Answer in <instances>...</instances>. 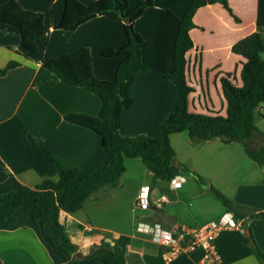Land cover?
<instances>
[{
  "label": "crops",
  "instance_id": "obj_1",
  "mask_svg": "<svg viewBox=\"0 0 264 264\" xmlns=\"http://www.w3.org/2000/svg\"><path fill=\"white\" fill-rule=\"evenodd\" d=\"M15 1L23 8L41 12L47 28L33 39L36 51H30L23 45L21 30L0 21V67L10 60L19 62L0 75V193L20 184L35 187L45 179L59 178L31 131L38 133L64 167L110 161L98 133L64 118L71 112L97 115L99 97L83 86L63 81L44 63L85 47L91 54L94 75L109 80L121 56H104L101 50L117 48L126 40L124 21L119 18L97 15L66 30L56 27L65 0ZM79 1L90 4L94 0ZM140 1L128 0L129 7ZM189 1L153 0L135 19V29L147 41L141 59L148 68L135 74L133 103L122 111L121 134L154 136L158 125L173 110L177 85L165 74L172 69L177 18ZM228 4L237 18L219 1L198 7L193 15L194 26L189 31L193 47L186 53V77L193 87L189 108L196 112L210 109L224 113L220 77L233 73L239 82L243 60L232 51V44L255 30L264 33V0H228ZM261 55L264 58V51ZM256 125L264 134V106L259 107ZM170 142L180 161L224 194L241 204L264 208V164L249 158L239 142H224L219 137L194 142L186 131L171 133ZM262 142L261 133L249 139L251 147ZM125 163L117 187L97 191L78 210L60 212V222L77 243L74 252L47 238L40 221L24 209L16 210L18 221L11 227L5 224L0 211V264H60L75 257L79 264H97L85 256L101 241L122 247L125 264H196L202 256L199 248L164 262L161 246L148 234L137 231L136 223L158 221L167 227H205L226 211L222 202L192 176H185L180 186L172 188L159 179L153 181L141 158H126ZM144 185L149 186L150 205L137 208L134 201ZM252 244L264 248V218H248L245 223L239 220L237 226L223 228L215 239L220 259L207 264H260L249 251Z\"/></svg>",
  "mask_w": 264,
  "mask_h": 264
},
{
  "label": "trees",
  "instance_id": "obj_2",
  "mask_svg": "<svg viewBox=\"0 0 264 264\" xmlns=\"http://www.w3.org/2000/svg\"><path fill=\"white\" fill-rule=\"evenodd\" d=\"M219 1L235 18L236 15L228 0H190L183 14L177 18V32L174 40L172 69L165 76L177 85L173 110L162 121L154 136L144 133L121 134L119 131L121 114L124 108L133 103L131 87L135 74L148 67L141 59V49L147 44L134 27V21L153 0H143L130 8L128 0H94L84 4L79 0H65L63 11L56 27L73 30L81 23L97 16L107 15L124 21L126 40L119 47H106L101 50L104 56H121L112 79L97 78L92 71L91 54L88 48H79L51 58L44 66L63 81L80 85L101 100L97 115L71 112L64 118L74 124L88 127L101 136L104 149L110 156L108 163L87 166L64 167L48 149L36 131L31 134L43 154L51 161L59 174L56 181L43 180L30 187L20 184L14 189L0 193V211L9 227L18 221L16 210L24 209L32 218L41 223L42 233L57 243L59 247L74 252L77 243L71 239L60 222L61 211H75L84 201L97 191L117 187L126 169V158L139 157L153 179L170 181L176 175L192 176L197 183L206 186L231 211L234 218L245 223L246 219L264 218V208L241 204L209 183L198 172L192 170L176 157L170 142V134L186 131L192 141L200 142L219 137L224 142H239L249 158L259 165L264 164V134L256 125L259 107L264 106V33L255 30L232 44V51L242 56L239 70L240 81L233 73L220 77L224 97V113L215 110L196 112L189 108V94L193 87L186 77L187 51L193 47L190 29L194 26L193 15L198 7ZM0 21L17 26L23 34V45L36 51L33 39L41 36L47 26L41 12L23 8L17 1L0 3ZM17 60L8 61L0 67V75L18 65ZM261 133L263 142L251 147L249 139ZM260 264H264V248L256 244L249 246ZM86 259H94L97 264H125L124 249L117 244L109 245L101 241L95 245ZM60 264H79L75 257Z\"/></svg>",
  "mask_w": 264,
  "mask_h": 264
},
{
  "label": "built area",
  "instance_id": "obj_3",
  "mask_svg": "<svg viewBox=\"0 0 264 264\" xmlns=\"http://www.w3.org/2000/svg\"><path fill=\"white\" fill-rule=\"evenodd\" d=\"M185 176L176 175L169 181L172 188L180 186ZM166 199L165 195H162ZM150 205L149 186L141 187L134 201L137 208H146ZM239 220L235 219L231 211H224L217 220L210 221L205 227L196 225H183L180 227H167L158 221H137L136 229L146 233L161 246V257L164 262H170L180 255L190 254L195 249L202 250V256L196 264L217 262L220 259L215 247V239L223 228L235 227Z\"/></svg>",
  "mask_w": 264,
  "mask_h": 264
},
{
  "label": "rangeland",
  "instance_id": "obj_4",
  "mask_svg": "<svg viewBox=\"0 0 264 264\" xmlns=\"http://www.w3.org/2000/svg\"><path fill=\"white\" fill-rule=\"evenodd\" d=\"M156 181L157 179H153V181ZM160 180V179H159ZM158 181V180H157ZM162 182L164 181V180H161ZM168 181H164L163 183L166 185V184H169V183H167ZM158 188H156V191L158 192ZM220 190V189H219ZM223 192V191H222ZM122 200H123V202L126 200V198H122Z\"/></svg>",
  "mask_w": 264,
  "mask_h": 264
}]
</instances>
